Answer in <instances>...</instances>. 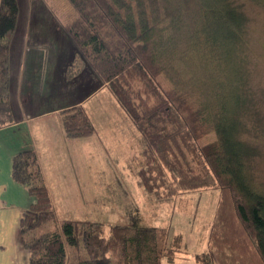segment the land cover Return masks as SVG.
<instances>
[{
	"label": "trees",
	"instance_id": "trees-1",
	"mask_svg": "<svg viewBox=\"0 0 264 264\" xmlns=\"http://www.w3.org/2000/svg\"><path fill=\"white\" fill-rule=\"evenodd\" d=\"M67 1L77 18L62 26L74 52L65 75L73 79L89 71L136 128L144 143L145 167L139 172L144 189L159 201L219 191L207 250L195 256L197 264H264V195L249 174L255 151L240 139L243 115L239 120L230 113L221 79L227 52L221 49L227 41L235 50L245 22L238 7L232 0H199L198 12L187 7L193 0ZM212 13L213 35L193 26L192 15ZM18 17V0H0V128L14 123L10 45ZM188 53L213 60V70L189 64ZM198 70L202 78L194 80ZM60 116L69 139L95 131L81 106ZM212 132L213 141L199 144ZM11 176L32 200L19 219L29 264H162L180 251L179 238L169 245L167 227L58 221L31 149L13 157Z\"/></svg>",
	"mask_w": 264,
	"mask_h": 264
},
{
	"label": "rangeland",
	"instance_id": "rangeland-1",
	"mask_svg": "<svg viewBox=\"0 0 264 264\" xmlns=\"http://www.w3.org/2000/svg\"><path fill=\"white\" fill-rule=\"evenodd\" d=\"M22 3L30 8V13L40 17L33 28L50 34L51 41L65 50L66 35L62 25L77 18L70 3L67 0H22ZM232 5L238 7L245 22L238 40L234 42L235 50H231L230 42L227 41L225 48L221 49L227 51L220 62L221 70L224 71L221 79L225 83L223 87L229 91L227 102L230 113L239 117V120L243 115L240 139L255 151L249 161L250 178L264 195V0H232ZM200 6L202 8L203 1L193 0L187 4L194 12H198ZM192 16L194 27H207L213 35V27L217 26L215 22L213 24V13L207 18L199 14ZM223 22L229 23L228 20ZM183 32L184 38L190 35L189 30ZM237 42L240 43L237 45ZM49 60L50 57L47 65ZM187 60L195 68L201 66L204 70H213V60H201L189 53ZM183 68L188 70L186 64ZM194 75V80H201L202 73L199 70ZM69 81L72 86L73 80ZM67 86L69 93L72 87L68 83ZM112 101L114 106L108 104L111 108L103 113L104 119L94 123L96 133L93 137L99 141L100 158L93 160L84 154V158L78 161L80 164L73 163L74 168L83 169L81 186L86 189L80 207L83 211L77 213L71 210L79 199H72L69 205L59 201L54 206L57 220L61 222L79 218L105 225L167 227L170 246L173 237L179 238L177 264H195L194 254L206 250L207 234L219 196L218 189H202L161 201L155 199L152 193L144 189L139 175L145 167L143 140L113 98ZM214 139L215 134L212 132L199 144ZM88 150V147H83L77 148L75 152ZM162 264L169 263L163 260Z\"/></svg>",
	"mask_w": 264,
	"mask_h": 264
},
{
	"label": "crops",
	"instance_id": "crops-1",
	"mask_svg": "<svg viewBox=\"0 0 264 264\" xmlns=\"http://www.w3.org/2000/svg\"><path fill=\"white\" fill-rule=\"evenodd\" d=\"M18 4L17 28L10 45V105L14 123L0 128V264H29L19 236V219L32 200L12 179L13 157L27 149L36 152L53 207L59 201L69 205L76 198L79 200L71 210L83 211V169L74 168L73 163L83 159L84 154L93 160L100 158L99 141L93 137L94 123L104 119L103 113L114 106L112 95L89 71L83 70L73 78L71 86L65 72L74 53L72 43L66 37L64 50L52 42L50 34L33 28L40 17L30 13L22 0ZM66 82L72 87L69 93ZM75 106L83 108L94 127L89 137L69 139L64 135L60 113ZM83 147L90 151L75 152ZM206 250L194 254L195 264V256ZM176 253L169 264H177Z\"/></svg>",
	"mask_w": 264,
	"mask_h": 264
}]
</instances>
